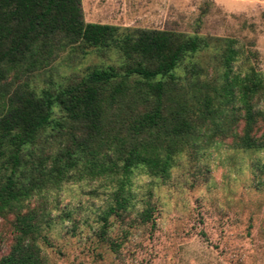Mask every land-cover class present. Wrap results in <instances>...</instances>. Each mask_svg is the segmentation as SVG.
Instances as JSON below:
<instances>
[{
	"label": "trees",
	"instance_id": "obj_1",
	"mask_svg": "<svg viewBox=\"0 0 264 264\" xmlns=\"http://www.w3.org/2000/svg\"><path fill=\"white\" fill-rule=\"evenodd\" d=\"M103 59L69 76L62 56ZM233 39L85 23L80 0H0V264H46L38 242L69 213L44 200L96 183L98 215L125 223L137 176L165 181L179 155L264 152V74ZM144 201L138 222L150 220ZM62 221V220H60Z\"/></svg>",
	"mask_w": 264,
	"mask_h": 264
},
{
	"label": "rangeland",
	"instance_id": "obj_2",
	"mask_svg": "<svg viewBox=\"0 0 264 264\" xmlns=\"http://www.w3.org/2000/svg\"><path fill=\"white\" fill-rule=\"evenodd\" d=\"M85 23L169 30L233 39L264 74V0H80ZM103 59L95 54L57 61L69 76ZM203 159H176L165 181L137 176L131 212L122 223L98 215L105 194L96 183L64 186L31 207L51 216L69 213L38 242L46 264H264V152H234L225 145ZM144 201L150 220L135 217ZM0 219V254L11 242Z\"/></svg>",
	"mask_w": 264,
	"mask_h": 264
}]
</instances>
